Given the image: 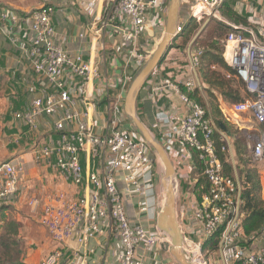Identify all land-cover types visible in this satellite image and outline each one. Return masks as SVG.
<instances>
[{"label":"built area","instance_id":"obj_1","mask_svg":"<svg viewBox=\"0 0 264 264\" xmlns=\"http://www.w3.org/2000/svg\"><path fill=\"white\" fill-rule=\"evenodd\" d=\"M155 2L149 0L148 4ZM181 2L188 6L189 18L198 23L210 19L222 20L219 9L223 0ZM148 4L147 0L112 1L111 18L122 15L124 25H118L116 29L128 41H135L140 34ZM236 4L245 22L234 24L223 21L231 29L221 40V56L244 84L247 96L243 101L232 104V109L238 114L249 113L252 127L245 132L249 141L247 146L252 160L264 165V0H236ZM92 5L91 1L88 7ZM50 13L51 8L47 6H40L23 15L9 8H0V32L9 34L18 21L28 25L32 33L30 45L20 48L31 61L35 74L48 87L46 94L38 95L35 87L30 86V105L27 110L14 113L15 118L34 128L41 116L56 117L54 129L64 131L66 124L77 120L78 116L68 110L72 105L70 84L76 83L73 92L86 100L87 84L98 73L94 64L82 55L72 54L57 44ZM181 28V24L176 25L174 37L179 36ZM201 53L200 47L190 53L193 73L183 83L184 92L169 79L163 82L187 105L188 112L175 117V123L163 111L155 113L157 139L166 153L173 150L174 142H181L194 150L202 165L200 175L208 184L197 208L202 237H195L191 230L182 232V251L191 264H211L203 243L223 227L218 247L220 264H264V229L259 234L263 243L243 244L246 239L242 236L238 218L239 181L236 177L227 176L223 170L212 140L217 128L206 108L187 95L195 88H201L195 70ZM83 117L85 119L78 121L74 130L61 132L53 144L32 150L36 159L54 156L56 170L75 186L83 187V193L73 200L63 192H55L42 201L38 198L29 201L33 206L41 204L39 224L47 231L53 244L38 264H85L84 260L75 262V258H65L68 241L75 238L79 247L84 248L90 239L109 228L113 229L121 249L114 261L106 264H146V255H151L165 234L150 233L143 226L130 222L116 185V176L122 174L126 192L144 194L143 186L150 187L155 166L152 149L139 133L119 129L116 119L109 122L110 129L106 134L99 135L93 131L87 110ZM219 134L226 144L221 150L229 153L228 135L222 131ZM81 154L87 157L93 170L85 172ZM23 169L19 160L0 163V200L6 201L15 196ZM261 180H264V174H261ZM141 210H146L145 205ZM194 254L199 258L197 263L193 262Z\"/></svg>","mask_w":264,"mask_h":264},{"label":"crops","instance_id":"obj_2","mask_svg":"<svg viewBox=\"0 0 264 264\" xmlns=\"http://www.w3.org/2000/svg\"><path fill=\"white\" fill-rule=\"evenodd\" d=\"M91 1L93 5L89 8L88 4ZM112 1L0 0V8H9L21 15L40 6L50 7V18L57 44L72 54L82 55L85 60L94 64L98 73L87 84L86 100L73 92L76 83L70 84L72 105L68 110L76 112L78 116L77 120L66 124L64 131H56L53 127L56 117L47 115L41 116L37 125L30 128L22 119L15 118L14 113L28 109L32 99V94L28 91L30 86L35 87L38 95H44L48 91L46 83L35 74L31 61L20 48L22 45H30L32 33L28 25L21 21L12 27L9 34L0 32V76L4 78L0 88V163L19 160L24 167L15 196L6 201L0 200V208H2L0 229L6 220L14 218L22 223L24 236L30 240L35 239L33 233L39 230L44 236V242L35 251V260L30 257L33 263L40 260L41 254L42 257L46 255L53 248V244L47 231L39 225L41 204L33 206L29 201L32 198L42 201L55 192H63L73 200L83 193V187L75 186L56 170L53 164L54 156L36 159L32 150L53 144L61 132L74 130L76 123L85 119L83 113L86 110L88 120L96 134H106L110 129L109 122L113 119L117 120L119 129L134 131L126 122L128 117L123 109L124 95L131 80L150 57L164 34L170 0H155L154 4H148L149 0H147L144 25L137 39L132 42L116 29L118 25H124V18L121 14L114 19L111 18ZM226 2L241 18L238 23L245 22L236 0H226ZM188 19V6L180 1L175 24L183 25ZM221 19L222 22L238 24L222 17ZM182 38L179 35L169 43L172 46L165 50L160 63L146 78L136 98L137 114L156 138H158L155 121L157 111H163L172 123H175V117L183 116L188 112L187 105L163 83L164 80L169 79L183 86L184 81L193 73L190 53L198 46L194 44L189 49L190 41L184 44ZM222 100L223 104H218L219 110L229 130L239 129L244 134L249 131L252 127L249 113H235L232 104L224 97ZM216 131L228 135L226 128L221 129L219 125ZM229 144L227 143L228 151ZM168 155L176 173L175 195L180 229L184 233L191 230L195 237H202L197 208L204 192L200 193L196 187L198 179L202 176L194 170V152L183 143L174 142L173 150ZM81 164L85 172L93 170L84 154H81ZM154 177L153 174L149 188L147 185L143 186L144 194L126 192L122 174L116 176V185L130 222L157 234L161 231L157 228L159 193ZM142 205H145V211L141 210ZM168 240L165 235L151 255H146V264H154V262L174 264L169 252L162 248V243ZM261 242L259 235L252 240L253 244H261ZM120 249L119 240L113 229L109 228L105 229L103 234L90 239L84 248L79 247L75 238L69 240L65 247V258H75V262L84 260L85 264H106L114 261ZM27 252L29 253L28 248ZM25 261L28 263L27 258Z\"/></svg>","mask_w":264,"mask_h":264},{"label":"trees","instance_id":"obj_3","mask_svg":"<svg viewBox=\"0 0 264 264\" xmlns=\"http://www.w3.org/2000/svg\"><path fill=\"white\" fill-rule=\"evenodd\" d=\"M219 11L223 19L232 20L236 23L241 20V18H239L230 8L226 0H223ZM199 24L200 23L194 19L189 18L187 22L182 25L181 33L179 35L183 37L184 44L188 43L195 35L199 28ZM210 27L215 32L220 30L222 35L214 33L212 35L210 44L204 48V46L200 44L202 43L200 40L203 39L204 34L208 29H210ZM230 29L231 27L224 24V22L221 20L211 19L205 26L200 36L197 37L195 45L203 48L199 59L200 73L203 82L220 90L223 93L225 100L235 104L243 101L246 98L247 95L245 92L243 91V94H241L240 87H231V80H225L223 74H221L223 72H210L208 74L204 68L205 66L209 65H217L223 71L228 69L221 56L223 47L220 42ZM171 46L172 44H169L167 48ZM236 79L244 86L241 80L238 78ZM3 82L4 78L0 76V88L3 85ZM180 88L184 92L182 85H180ZM187 95L190 99L197 101L203 107H205L200 101L198 88L188 92ZM219 104H223L221 95L219 97ZM206 110L208 116L211 118L216 128H218L219 123L223 124L224 128H226L228 137L231 140V147L234 148L235 156L237 157L236 160L234 159V162L236 170L238 171V181L240 184V205L238 218L240 220L242 236L246 239V242H243V244L248 245L264 229V199L260 195L262 187L259 180V173L256 168L248 167V159L246 158L249 156L248 158L252 160L250 152L246 151L245 145H242L241 148L237 141L234 143L235 132L229 130L227 122L222 118L219 108L214 103H211V108H206ZM135 131L137 130L135 129ZM212 140L215 152L222 163L224 172L230 178L235 179L234 168L229 160L228 152L226 150H221V147L226 145L224 140L217 131H214ZM192 151L194 152V170L200 173L202 170L201 162L197 157V153L194 150ZM207 186L208 184L206 179L204 177H200L196 186L198 191L200 193L206 192ZM0 210H2V208H0ZM22 229V223L14 218H10L4 222L2 229H0V264H29L25 261V252L27 248L25 249V236H22ZM222 231L223 227L219 228L212 235V237L205 240L203 243V249L206 250L208 247L212 249L218 248Z\"/></svg>","mask_w":264,"mask_h":264},{"label":"water","instance_id":"obj_4","mask_svg":"<svg viewBox=\"0 0 264 264\" xmlns=\"http://www.w3.org/2000/svg\"><path fill=\"white\" fill-rule=\"evenodd\" d=\"M180 1L181 0H170L164 34L150 57L131 80L124 95L123 109L126 116L134 125V128L140 133L144 141L153 150L154 154L158 156L164 169L162 188L158 195L159 211L157 216V228L169 238V242L162 243V248L169 252L177 264H191L185 258L182 251L183 235L179 226L176 209L175 169L169 155L166 153L159 140L155 137L149 127L141 120L136 111V98L144 81L160 63L167 46L174 38V30L176 27L175 17ZM208 22L209 20L205 21L190 40L189 49L195 43L197 37L201 34ZM219 127L224 129V126L221 123H219ZM229 156L234 172L237 174L231 144H229ZM236 178L238 180L237 175Z\"/></svg>","mask_w":264,"mask_h":264},{"label":"rangeland","instance_id":"obj_5","mask_svg":"<svg viewBox=\"0 0 264 264\" xmlns=\"http://www.w3.org/2000/svg\"><path fill=\"white\" fill-rule=\"evenodd\" d=\"M216 20V19H215ZM203 24L200 23L199 24V28L201 27V25ZM198 28V29H199ZM204 30V29H203ZM198 31V30H197ZM203 32V31H202ZM201 32V33H202ZM216 33L218 35H222V32L219 30L217 32H215L213 29H208L207 32L204 34V37L202 40V43H200L201 45L205 47H207L210 42H211V38H212V35ZM200 36V35H199ZM182 40H184L182 38ZM218 42V41H216ZM195 44V43H194ZM193 44V45H194ZM221 44V42H220ZM192 45V46H193ZM222 45V44H221ZM191 46V48H192ZM203 49V48H202ZM223 59V58H222ZM224 61V60H223ZM225 63V62H224ZM226 65V64H225ZM199 63L195 66V70H196V73H197V76H198V79L201 83V88L198 89L199 91V98H200V101L203 103V105L207 108V109H210L211 108V103H214L218 108H219V103H218V100H219V97L220 95L222 96V98L224 97L223 96V93L206 84L205 82H203V79L201 77V73H200V67H199ZM227 66V65H226ZM228 67V66H227ZM205 71H207V73L209 74L210 72H223L221 74H223V77L225 80H231V87L233 88H238L240 87V93L243 94V91H244V86L242 84H240L238 82V80L236 79V77L234 76V72L228 67V69L226 71H223L221 68H219L217 65L216 66H213V65H209V66H205ZM240 85V86H239ZM0 93H1V89H0ZM232 104V103H231ZM221 112V111H220ZM222 115V113H221ZM222 118H223V115H222ZM224 119V118H223ZM127 124L129 125V128L131 130H134V132H137L139 133L138 131H135V128H134V125L132 124L131 120L129 118H127ZM0 132H1V126H0ZM232 132H235V139H234V143L237 141L239 146L242 148V145H245L246 147V151L249 152V149H248V140H247V136L239 131V129L235 130L233 129ZM140 134V133H139ZM232 152L234 153V159L236 160V156H235V152H234V148L232 147ZM153 152V150H152ZM153 155H154V158H155V167L153 168V174H154V178L156 179V184H157V191L158 193H160V190H161V186H162V179L164 177V169L162 168V164H161V161L159 160L158 156H156L153 152ZM228 157H229V160L231 162V159H230V156H229V153H228ZM249 157V156H248ZM246 158L248 159V167L249 168H256L258 173H259V180H260V183H261V192H260V195L261 197L264 199V180H261V174H264V165L263 164H259V163H256L255 161L253 160H250L249 158ZM237 171V170H236ZM235 173V172H234ZM236 175L238 176V171H237V174H235V177ZM4 225V224H3ZM40 225V224H39ZM2 226V225H1ZM40 227H42L40 225ZM43 228V227H42ZM40 228V230L42 229ZM42 231H44L42 229ZM45 232V231H44ZM25 235V231H23L22 229V236ZM33 236H34V240H30L29 238L25 237V240H24V244H25V249L28 248L29 250V253L27 252V249H26V252H25V258H27L28 260V263L30 264H38L39 263V260L38 262H34L30 259V257L35 260V251H37V248L41 247V244L44 242V236H42L39 232V230L35 233H33ZM42 237V238H41ZM219 247V246H218ZM208 250V253H206V257H208L210 259V263L211 264H220V258H219V255H218V248L216 249H212L210 247L207 248ZM42 255H40V257L42 258ZM40 258V259H41ZM174 264H177L175 261H174Z\"/></svg>","mask_w":264,"mask_h":264},{"label":"bare ground","instance_id":"obj_6","mask_svg":"<svg viewBox=\"0 0 264 264\" xmlns=\"http://www.w3.org/2000/svg\"><path fill=\"white\" fill-rule=\"evenodd\" d=\"M162 168H163V166H162ZM168 242H169V240H168ZM198 259H199L198 256L196 254H194V261L193 262H195V263L199 262Z\"/></svg>","mask_w":264,"mask_h":264}]
</instances>
